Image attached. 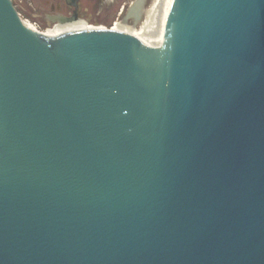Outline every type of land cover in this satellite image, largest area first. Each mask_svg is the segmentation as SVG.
Masks as SVG:
<instances>
[{
    "label": "water",
    "instance_id": "water-1",
    "mask_svg": "<svg viewBox=\"0 0 264 264\" xmlns=\"http://www.w3.org/2000/svg\"><path fill=\"white\" fill-rule=\"evenodd\" d=\"M146 41L0 0V264H264V0H158Z\"/></svg>",
    "mask_w": 264,
    "mask_h": 264
},
{
    "label": "rangeland",
    "instance_id": "rangeland-1",
    "mask_svg": "<svg viewBox=\"0 0 264 264\" xmlns=\"http://www.w3.org/2000/svg\"><path fill=\"white\" fill-rule=\"evenodd\" d=\"M132 1L133 0H98V6L93 11H91V21H87L85 19L86 16H83L81 20L92 27H104L106 29L143 35L141 25L148 23L146 21V14L144 11L150 8L153 0L145 1L141 12L142 16L139 15L138 18L133 16L127 17V28L122 27L120 26L121 20L126 14V9L132 3ZM56 2L58 1L14 0V6L23 21L31 28H34L37 32H40L43 35L55 36L57 34V30L54 29L53 26L57 23H48L45 14L48 13L50 4ZM121 10H124L125 14H122Z\"/></svg>",
    "mask_w": 264,
    "mask_h": 264
},
{
    "label": "flooded vegetation",
    "instance_id": "flooded-vegetation-1",
    "mask_svg": "<svg viewBox=\"0 0 264 264\" xmlns=\"http://www.w3.org/2000/svg\"><path fill=\"white\" fill-rule=\"evenodd\" d=\"M58 2L52 3L49 6L48 13L45 14L46 20L48 23H52L56 25L53 26L54 29H57L58 25H61L60 22L62 21L63 24H72L78 21L84 22L82 19L83 16H86L87 21H91V11H93L97 6L98 0H57ZM14 4V0H12ZM129 7V6H128ZM128 9V8H127ZM126 9V10H127ZM122 14L124 10H121ZM122 21V20H121ZM85 29H93L102 27H92L87 25L84 22ZM128 25V22L123 24L120 23V26L125 27Z\"/></svg>",
    "mask_w": 264,
    "mask_h": 264
},
{
    "label": "bare ground",
    "instance_id": "bare-ground-1",
    "mask_svg": "<svg viewBox=\"0 0 264 264\" xmlns=\"http://www.w3.org/2000/svg\"><path fill=\"white\" fill-rule=\"evenodd\" d=\"M145 1L146 0H133L132 1V3L129 5L128 9L126 10V14L123 13L125 15H124V17H123V19L121 21V25L122 26H123V24H125L127 22V17L133 16L135 18H138V16L142 14L141 12H142V8H143V5H144ZM157 2H158V0H153L152 3H151L150 8L144 11L145 14H146V21L148 23L141 25V28L143 30L142 31L143 35L134 34V33H130V34L136 35V36H138V37H140V38H142V39H144L146 41V36H144V35H146V28H147V26H148V24L150 22V19H151L152 15H153V12H154V10L156 8ZM84 27H85V25H84V22H82V21H78L76 23L66 24V25H58V27L56 29L57 30V34L56 35L67 33V32H72V31L85 30ZM120 32H123V31H120ZM125 33H129V32H125ZM54 34H55V32H54Z\"/></svg>",
    "mask_w": 264,
    "mask_h": 264
},
{
    "label": "built area",
    "instance_id": "built-area-1",
    "mask_svg": "<svg viewBox=\"0 0 264 264\" xmlns=\"http://www.w3.org/2000/svg\"><path fill=\"white\" fill-rule=\"evenodd\" d=\"M102 28H104V27H102ZM35 30V29H34Z\"/></svg>",
    "mask_w": 264,
    "mask_h": 264
}]
</instances>
